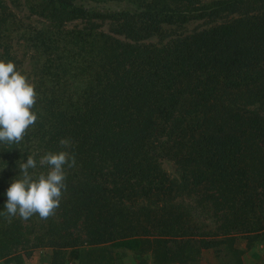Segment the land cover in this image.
<instances>
[{"label": "trees", "instance_id": "obj_1", "mask_svg": "<svg viewBox=\"0 0 264 264\" xmlns=\"http://www.w3.org/2000/svg\"><path fill=\"white\" fill-rule=\"evenodd\" d=\"M21 1L40 21L18 17ZM90 1L0 0V60L38 93L36 123L0 144V261L38 250L47 264H117L122 248L149 251L153 264H248L264 232V0H130L117 11ZM203 19L204 29L147 42ZM61 151L75 165L64 166L54 215L8 216L19 163L33 156L37 179L50 170L40 159ZM186 195L215 227L192 222Z\"/></svg>", "mask_w": 264, "mask_h": 264}, {"label": "clouds", "instance_id": "obj_2", "mask_svg": "<svg viewBox=\"0 0 264 264\" xmlns=\"http://www.w3.org/2000/svg\"><path fill=\"white\" fill-rule=\"evenodd\" d=\"M38 93L35 85L22 74L14 62L0 60V144H19L30 126L37 119L34 111ZM61 141V144H65ZM41 165H48L50 170L40 174L37 179L29 173L37 162L31 155L27 161L19 163L20 179H15L7 190V202L4 206L10 217L19 215L27 220L35 214L42 219L54 215L59 207L63 191L66 189L64 166L75 165V158L67 152H49L40 159Z\"/></svg>", "mask_w": 264, "mask_h": 264}, {"label": "rangeland", "instance_id": "obj_3", "mask_svg": "<svg viewBox=\"0 0 264 264\" xmlns=\"http://www.w3.org/2000/svg\"><path fill=\"white\" fill-rule=\"evenodd\" d=\"M209 1V0H208ZM91 5H95L102 9H111V10H121L123 8L132 6L134 3L130 0H122V1H112V0H91ZM89 3V4H90ZM14 10L18 17L24 20L26 23H37L40 21L39 18L32 15L30 11L28 10L26 4L24 1H21L18 3V5H14ZM231 16L221 18L219 21L229 20ZM101 28L106 31L113 33L115 29V24L110 20H102L101 22ZM211 23V20L203 19V20H194L184 26H170L165 25L163 29V35H154L150 39L147 40V42H152L156 44H164L166 43L170 38L179 35V34H186L191 33L196 30H201L209 26ZM83 22L81 20H76L73 22H70L67 24V27L71 28L76 25H82ZM120 39L124 41H129L124 35H117ZM18 50L20 54L23 56V53L27 50L26 48L20 44L18 45ZM33 61H31L30 57L27 55L25 57V67L30 70L32 68ZM163 166L167 170V172L173 176L174 178H177L179 176V172L177 169V164L174 161L171 160H164ZM182 204H188V207L191 211H194L192 216V222L196 223L200 227H206V225H210V227H215V224L218 222L217 219H214L210 217L208 214L206 215L202 210L200 209V199L197 196H185L180 197L179 199ZM264 235V232L261 233ZM258 236V239L252 240L251 248L250 246H247V251L251 252L247 253L248 255V264H264V236ZM241 246L245 248L246 244L243 240ZM254 242V243H253ZM121 253V259L117 261V264H153L152 255L149 251H145L142 256H137L136 253H133L132 251H128L122 248L117 249ZM212 253V252H211ZM210 252H205L204 256L206 259V256H210ZM47 255L44 253H41L40 251L36 250L34 251L33 255L27 258L23 263L21 264H47ZM0 264H16L13 261H10L6 263L5 261H0ZM202 264V263H201ZM203 264H207L206 261H204Z\"/></svg>", "mask_w": 264, "mask_h": 264}, {"label": "crops", "instance_id": "obj_4", "mask_svg": "<svg viewBox=\"0 0 264 264\" xmlns=\"http://www.w3.org/2000/svg\"><path fill=\"white\" fill-rule=\"evenodd\" d=\"M211 255L209 256V259H211L212 260V262H214V257L212 256L213 254L212 253H210ZM206 257H208V256H206ZM212 264V263H211Z\"/></svg>", "mask_w": 264, "mask_h": 264}]
</instances>
